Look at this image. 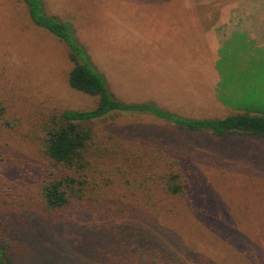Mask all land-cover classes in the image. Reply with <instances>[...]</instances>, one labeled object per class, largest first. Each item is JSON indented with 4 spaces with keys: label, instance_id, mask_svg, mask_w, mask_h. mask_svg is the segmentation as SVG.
I'll return each mask as SVG.
<instances>
[{
    "label": "rangeland",
    "instance_id": "1",
    "mask_svg": "<svg viewBox=\"0 0 264 264\" xmlns=\"http://www.w3.org/2000/svg\"><path fill=\"white\" fill-rule=\"evenodd\" d=\"M251 3L43 0V7L73 26L118 101L214 119L246 111L240 107L250 105V93L264 92V80L220 78L225 64L209 30L225 21L222 10ZM233 53L225 69L237 66ZM71 66L65 45L35 27L20 2L0 0V101L19 122L0 134L9 150L0 215L14 211L21 222L23 254L11 263L143 264L157 256L162 264H264V138H219L151 114H113L92 124L94 190L63 214L43 216L38 194L47 158L34 125L52 110L89 111L97 103L69 86ZM172 176L179 196L161 186V177Z\"/></svg>",
    "mask_w": 264,
    "mask_h": 264
},
{
    "label": "trees",
    "instance_id": "2",
    "mask_svg": "<svg viewBox=\"0 0 264 264\" xmlns=\"http://www.w3.org/2000/svg\"><path fill=\"white\" fill-rule=\"evenodd\" d=\"M18 2L25 7L35 27L50 33L67 48L72 64L68 73L69 86L97 100L92 110H52L34 125V137L47 158L38 194V207L46 218L63 214L73 205L85 201L94 190L90 186L89 173L95 160L97 133L92 124L113 114H151L179 129L210 132L219 138L231 135L264 138V111L246 109L247 112L240 111L224 118L189 119L152 104L130 105L118 101L110 93L105 78L91 63L86 49L76 39L70 23L47 15L43 0H15V3ZM18 125L17 119L10 117L8 107L0 101V134L9 133ZM8 156L9 150L0 146V172L5 170ZM176 178L172 176L164 181L165 178L161 177V186L172 196L183 193L182 187L176 186ZM20 224L14 211L0 215V264H12V261L17 262L21 258L23 252L17 238ZM89 237L93 239L95 234L91 233ZM155 253L152 251L153 255ZM153 259V263L145 261L143 264H162L157 256ZM118 263L126 264L114 260V264Z\"/></svg>",
    "mask_w": 264,
    "mask_h": 264
},
{
    "label": "crops",
    "instance_id": "3",
    "mask_svg": "<svg viewBox=\"0 0 264 264\" xmlns=\"http://www.w3.org/2000/svg\"><path fill=\"white\" fill-rule=\"evenodd\" d=\"M245 9L247 10H222L220 14L226 15L225 21L212 23L209 27V30L215 31L219 62L223 61L225 64L224 69L219 68L222 73L221 79L264 80V0H256V3H251ZM209 14H216V12ZM233 51L237 52L235 53L237 59L233 63L237 66L235 69H225L228 65L230 66V57L234 55ZM262 88L264 90V86ZM250 94L252 96L245 99L246 102L254 101L257 102L256 105L240 108L263 112L264 109L259 106L258 98L262 97L261 94L264 95V92L257 90L256 93L251 92ZM231 95H233L232 91ZM240 100L245 102L242 97Z\"/></svg>",
    "mask_w": 264,
    "mask_h": 264
}]
</instances>
